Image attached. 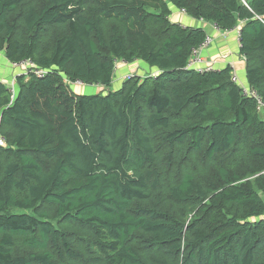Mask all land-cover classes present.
<instances>
[{
    "label": "trees",
    "instance_id": "16d2710c",
    "mask_svg": "<svg viewBox=\"0 0 264 264\" xmlns=\"http://www.w3.org/2000/svg\"><path fill=\"white\" fill-rule=\"evenodd\" d=\"M172 7L244 22L264 101V0H0V51L45 70L0 81V264H264L263 111L187 67L207 33ZM120 60L159 71L110 88Z\"/></svg>",
    "mask_w": 264,
    "mask_h": 264
},
{
    "label": "crops",
    "instance_id": "0c3cea01",
    "mask_svg": "<svg viewBox=\"0 0 264 264\" xmlns=\"http://www.w3.org/2000/svg\"><path fill=\"white\" fill-rule=\"evenodd\" d=\"M172 11L173 13L170 19L173 22L180 23L184 26L203 28L207 33V36L212 38L211 43L204 47L201 51L204 58V63L202 64L203 67L212 64L214 68L213 70H220L224 67L231 66L233 69L232 76L237 77L238 79V82L236 83H238L240 86L248 85L246 75V59L240 54V29L244 22H240L239 25L231 30L223 31L219 29L213 22L198 20L183 10H178L172 7ZM158 71V68L151 67L148 63H145L141 60H135L131 63H126L121 60L117 61V67H115V76L110 88L120 85L123 81L133 75L143 78L146 76L157 75ZM20 75H22V70L20 68H15L12 65V62L7 58L6 53L4 51H0V81L6 83L9 87L13 82L15 83V88H17V78ZM126 75L127 77L124 79ZM100 90H103V87L100 85H86L82 87L81 91L86 94H92L99 92ZM260 111H263L264 114V109ZM262 196L264 198V193Z\"/></svg>",
    "mask_w": 264,
    "mask_h": 264
},
{
    "label": "built area",
    "instance_id": "2783aa9c",
    "mask_svg": "<svg viewBox=\"0 0 264 264\" xmlns=\"http://www.w3.org/2000/svg\"><path fill=\"white\" fill-rule=\"evenodd\" d=\"M244 5L249 7V2L251 0H241ZM184 11V10H183ZM185 12V11H184ZM212 41V38L210 36H207L206 39L197 47H194L192 50V55L190 56L189 62H188V68H193L196 70H199L201 72L207 71V70H213L212 64L206 65L205 67L202 66L204 63V58L202 56V49L206 46H208ZM12 65L15 68H20L23 69L22 74L23 75H30L32 73L38 75V76H43L45 74V70L40 69L36 67V65L33 63L31 59H25L20 62H12ZM116 67H117V62H116ZM155 76V75H154ZM232 80L234 82H238L237 77L232 76ZM76 84L78 85H84L82 81H77ZM242 88V93L244 95L252 96L256 99L257 101V107L259 110L264 109V101L262 99V96L260 93L253 88L247 87L245 85H241ZM10 92L12 93V97H15L16 91H15V84L10 86ZM6 139L1 135L0 133V145H5Z\"/></svg>",
    "mask_w": 264,
    "mask_h": 264
},
{
    "label": "rangeland",
    "instance_id": "374dc122",
    "mask_svg": "<svg viewBox=\"0 0 264 264\" xmlns=\"http://www.w3.org/2000/svg\"><path fill=\"white\" fill-rule=\"evenodd\" d=\"M22 71H23V69H21ZM134 76V75H133ZM127 77V75L124 77V79ZM138 77H140V76H138ZM142 78V77H141ZM15 83H11V86L12 85H14ZM83 86H86V85H83ZM83 86H80V85H75L74 87H78V88H76L77 90H80L81 91V88L83 87ZM119 85H117V86H115L114 88H117ZM15 91H16V88H15ZM264 115V114H263ZM5 138V137H4Z\"/></svg>",
    "mask_w": 264,
    "mask_h": 264
}]
</instances>
